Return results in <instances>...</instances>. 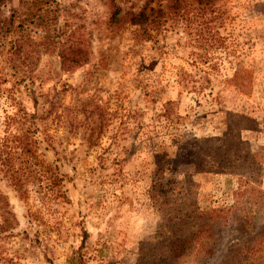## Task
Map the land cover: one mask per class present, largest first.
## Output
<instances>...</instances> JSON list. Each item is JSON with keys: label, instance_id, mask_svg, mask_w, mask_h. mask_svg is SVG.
<instances>
[{"label": "rangeland", "instance_id": "374dc122", "mask_svg": "<svg viewBox=\"0 0 264 264\" xmlns=\"http://www.w3.org/2000/svg\"><path fill=\"white\" fill-rule=\"evenodd\" d=\"M160 1L0 3V264H264V0Z\"/></svg>", "mask_w": 264, "mask_h": 264}, {"label": "trees", "instance_id": "16d2710c", "mask_svg": "<svg viewBox=\"0 0 264 264\" xmlns=\"http://www.w3.org/2000/svg\"><path fill=\"white\" fill-rule=\"evenodd\" d=\"M151 1L152 0H145L144 4L136 9L137 3L135 2V0H120V4L111 0L112 11L110 19L117 25L118 28H121L125 23H129L134 26L135 30L133 32V38L135 40L140 41L148 39V37L150 36L151 25H158L164 16L163 6L161 5L162 2L160 1L157 6H154L151 5ZM208 1L209 0H207L206 2ZM1 2H3V0H0V3ZM61 62L65 67H71L75 64L83 62V60L75 57H67L61 59ZM178 81L183 88L191 89L193 85L194 88H196V82L195 80H193L192 75L186 73L185 71H180L178 73ZM18 157L19 156L14 155L10 157H3V154L0 153V174H2V176H6L7 173L11 171V175L9 176L11 184L15 186V189H17V191H19L22 196L26 197L28 189L23 188V184L24 182H26V180H28L29 172L28 174L23 175L24 170H19V168L13 166ZM4 166L7 167L4 168ZM16 173L18 174V177L14 176ZM162 175L163 173H161L157 179H153V197H155L157 202L160 201L158 199L159 196H164L166 198L175 196L176 194L174 193V190L170 185L171 181L173 182V179H171V181L169 179L166 182H163L161 180ZM50 188H52V185H50ZM160 192L162 195L160 194ZM8 204L9 203L6 197L2 195L0 191V217L3 216L4 213H9V211L6 210ZM2 230H5V227L0 224V231ZM181 240L182 238L179 239L178 237H173L171 238V240H169L168 248L165 253V256L168 259H172L174 261L175 258L178 257L182 250L179 246V242H181Z\"/></svg>", "mask_w": 264, "mask_h": 264}]
</instances>
